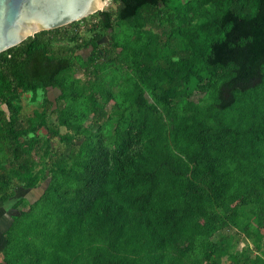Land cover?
<instances>
[{
	"label": "trees",
	"instance_id": "1",
	"mask_svg": "<svg viewBox=\"0 0 264 264\" xmlns=\"http://www.w3.org/2000/svg\"><path fill=\"white\" fill-rule=\"evenodd\" d=\"M114 1L0 52V264H264V0Z\"/></svg>",
	"mask_w": 264,
	"mask_h": 264
},
{
	"label": "water",
	"instance_id": "2",
	"mask_svg": "<svg viewBox=\"0 0 264 264\" xmlns=\"http://www.w3.org/2000/svg\"><path fill=\"white\" fill-rule=\"evenodd\" d=\"M106 0H0V52L37 31L56 28L102 9Z\"/></svg>",
	"mask_w": 264,
	"mask_h": 264
},
{
	"label": "rangeland",
	"instance_id": "3",
	"mask_svg": "<svg viewBox=\"0 0 264 264\" xmlns=\"http://www.w3.org/2000/svg\"><path fill=\"white\" fill-rule=\"evenodd\" d=\"M117 7V2L114 0H106L105 3L103 4L102 8H107L109 10H115V8ZM163 11H166L165 7H162ZM93 18H89L87 19V21L84 22H79L77 25H73V27H70V30L77 29L79 32V37H88L91 35V32L88 30V27H90V24L92 22ZM146 28H150L151 30L158 32L160 35H163V32H166L168 27L166 26V28L160 27L157 22L155 21L152 24H148L146 26ZM115 31L119 30L118 25H115L114 27ZM110 32L111 30H108L104 33V35L98 40V43L100 46H106L109 42H110ZM59 43L61 44H65L68 46H71L74 44V41L71 40H67L64 39L62 41H60ZM172 49H176L178 48V44L176 42L175 39H171L169 41L168 44ZM90 51V47H81L79 49H77L75 51L76 54H79L82 57H86L88 55ZM74 74L78 77H81L82 79H85L87 74L84 72V70L80 67V66H76L75 67V71ZM58 94V90L52 87H48L47 89H45V91H43L42 89H39L37 94H32L30 92H26V93H22L21 94V99H20V104H21V114L22 115H32L33 111L40 108V103L41 100L43 98V95H46L53 103L55 101V98ZM0 108L4 109L6 111V113H8V110L5 106V104H1L0 103ZM64 129L62 128V131ZM45 130H42V132H44ZM54 143H56L57 141L54 139L53 140ZM48 179H45L44 181H42L39 186L35 187V188H24L22 186H19L16 190H15V194L13 196H11L8 200L0 202V252L3 248L4 242H5V238L3 235V231L5 230V228L8 225V222L10 221V206L11 203L14 201L15 198H17L18 196H23L26 197L29 201H33L34 199H36L41 192L43 191V188L46 186ZM217 237L220 239H228L230 242V250H235V251H239L242 250L244 247L246 246H250L252 244V240L251 238L246 237V235H244V233L238 231L236 229V227L234 226H230L229 229H225V230H219L217 232ZM253 252V251H252ZM223 264H228V261L224 260L222 261Z\"/></svg>",
	"mask_w": 264,
	"mask_h": 264
}]
</instances>
